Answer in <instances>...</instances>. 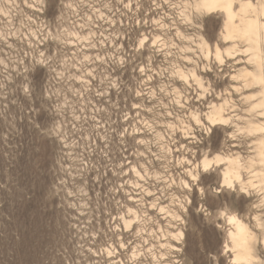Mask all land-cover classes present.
I'll return each mask as SVG.
<instances>
[{
  "label": "rangeland",
  "instance_id": "obj_1",
  "mask_svg": "<svg viewBox=\"0 0 264 264\" xmlns=\"http://www.w3.org/2000/svg\"><path fill=\"white\" fill-rule=\"evenodd\" d=\"M199 4L0 0V264L242 263L227 219L264 224V32L257 60Z\"/></svg>",
  "mask_w": 264,
  "mask_h": 264
},
{
  "label": "bare ground",
  "instance_id": "obj_2",
  "mask_svg": "<svg viewBox=\"0 0 264 264\" xmlns=\"http://www.w3.org/2000/svg\"><path fill=\"white\" fill-rule=\"evenodd\" d=\"M249 4H251L252 7H249ZM199 5L202 9H204L205 11H208V13L209 12L213 13V10L222 11L224 13V17L226 18L225 21H226V34H227V35H224L225 33L223 32L224 33L223 35L228 36L230 38L237 37L240 40L245 41L246 44H248L249 48L252 51V58L259 60V58L261 57L259 55V43H260V39H261L260 37L262 36V35L260 36V34L262 32H264V14H262V13H264V0H257L256 2L253 0H200ZM200 12H202V11H200ZM222 27H223V24H222ZM222 29H224V28H222ZM245 42H244V44H245ZM247 49L248 48H246V50ZM216 50L217 49L215 47V51ZM231 50H232V48H231ZM216 52H215V54H216ZM229 53H230V51H229ZM260 59H262V57ZM240 73H242V72H240ZM240 73H238V74H240ZM249 74L251 76L250 78L252 81H256V83H257V81L261 80V77L258 75H255L254 73L250 72ZM261 88H262V86H261ZM223 114H224V112H223ZM223 114L221 111L218 110V111L213 113L210 120L215 124L223 123L226 119ZM212 126H213V124H212ZM263 128L264 127H262L261 125H249V129H252V130H261ZM263 132H264V130H263ZM263 132L261 131V133H263ZM259 146L261 149H264V138H259L258 147ZM259 155L262 157V159H264V150H261L259 152ZM236 156L235 157H232L231 155L225 156V161H226L227 166H226L225 171H223L224 180L227 179L231 182V180H230L231 178L232 179H234V178L238 179L241 176V172H243L242 168L246 167V166H244V164H242V162H245L244 160L247 157L244 158V160H242V162L240 163V161L237 159ZM239 157H240V155H239ZM240 160H241V157H240ZM204 161H209V160H205V158H204ZM214 161H215V159H214ZM246 162H248V161H246ZM206 165H209V162H203V164H202L203 169H205ZM218 165H219V163H218ZM255 168H256V166H255ZM260 175H261V173H260ZM241 177H240V179H238V180H240V182H241V179L243 178V177L242 178ZM262 181H264V180H262ZM242 182H243V179H242ZM252 184H254V183H252ZM251 185H249V186H251ZM241 186H244V185L241 184ZM245 188H247V187H245ZM257 188H258V186H257ZM228 215H226V216H228ZM227 222H229L232 225V227H230L231 229L227 232L228 233L227 237H228L229 244H230V247H229L230 250L232 251V249H235V251H232L234 260L240 261L242 263L248 262V260L251 258V252L249 250L248 241H249L250 236L252 235V232L247 227L248 224L246 225V222L244 223L239 217H237L233 214L229 215ZM226 247H227V245H226Z\"/></svg>",
  "mask_w": 264,
  "mask_h": 264
},
{
  "label": "clouds",
  "instance_id": "obj_3",
  "mask_svg": "<svg viewBox=\"0 0 264 264\" xmlns=\"http://www.w3.org/2000/svg\"><path fill=\"white\" fill-rule=\"evenodd\" d=\"M173 6L175 7V5ZM249 7H252V5L249 4ZM178 23L194 31H202L203 28L202 22L195 12H193L190 19L185 15L178 16ZM219 62L224 63V60L221 59ZM261 163L264 164V160H262ZM209 167L210 165H206L204 170L207 171ZM224 185L228 189H233L232 183L227 179L224 180ZM241 191H243V189ZM256 228L257 231L252 233L248 241L249 250L251 252V258L248 260V264H264V254L260 251L261 248H264V224L258 223ZM232 251H235V249H232Z\"/></svg>",
  "mask_w": 264,
  "mask_h": 264
}]
</instances>
